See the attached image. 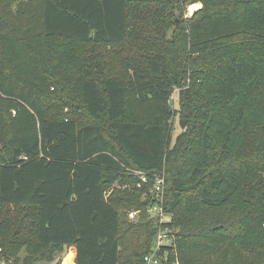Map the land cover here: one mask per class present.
<instances>
[{"label": "trees", "instance_id": "obj_1", "mask_svg": "<svg viewBox=\"0 0 264 264\" xmlns=\"http://www.w3.org/2000/svg\"><path fill=\"white\" fill-rule=\"evenodd\" d=\"M136 172L162 264H264V0H0L1 259L145 264Z\"/></svg>", "mask_w": 264, "mask_h": 264}, {"label": "built area", "instance_id": "obj_2", "mask_svg": "<svg viewBox=\"0 0 264 264\" xmlns=\"http://www.w3.org/2000/svg\"><path fill=\"white\" fill-rule=\"evenodd\" d=\"M139 176V182L136 187L143 189L147 186L152 179V187L149 189V193L152 196V204L148 206L147 213L150 219L155 220L157 231L152 245L151 251L145 256V264H162L163 261L169 257L168 247L172 246L173 235L168 232V226L172 221V215L165 210V187H166V175L165 172L149 175L144 172H136ZM113 188L105 193V199H107ZM140 214V211H128V217L131 221H135ZM1 254V250H0ZM0 264H6L0 256Z\"/></svg>", "mask_w": 264, "mask_h": 264}, {"label": "rangeland", "instance_id": "obj_3", "mask_svg": "<svg viewBox=\"0 0 264 264\" xmlns=\"http://www.w3.org/2000/svg\"><path fill=\"white\" fill-rule=\"evenodd\" d=\"M20 1V0H19ZM193 6V5H192ZM195 6H197V8H195L194 10H193V12H191L190 11V6H187V9H186V12H185V17L186 18H190V17H192V15L197 11V10H199L200 8H201V4H195ZM111 48V47H110ZM180 90L181 89H178V88H176L175 90H173L172 91V95H171V98H170V103H171V105H172V108H173V110L174 111H178L179 110V100H178V97H179V92H180ZM65 112H67V111H65ZM172 128H173V130H172V141L174 142L175 140H176V138L179 136V135H181L182 133H183V130L181 129V127L179 126V119H178V116H175L174 118H173V121H172ZM217 138V137H216ZM198 149H199V147L198 146H196L195 147V150H197L198 151ZM199 163V155H196V157L194 158V161H193V164H191V166L193 167V166H195V164H198ZM123 208V207H122ZM128 211H130V210H121V215H122V217L123 218H125V215L126 214H128ZM127 212V213H126ZM138 221V220H137ZM136 221V222H137ZM154 222H155V220H154ZM169 228V227H168ZM168 232L169 233H174L175 234V230L174 229H171V228H169V230H168ZM154 243V242H153ZM26 257V254H25V252H22L21 253V255H20V258H21V260H23L24 258ZM74 257H75V248L73 247L72 249L70 248L66 253H65V255L63 256V257H60L61 258V261H60V264H65V263H67V261H70V262H72L73 261V259H74ZM5 260V259H4ZM14 260L13 259H11L9 262L7 261L6 263L8 264H15L14 262H13ZM58 261H59V259H58ZM57 261H55V263H56ZM54 262H51V263H39V264H55Z\"/></svg>", "mask_w": 264, "mask_h": 264}, {"label": "bare ground", "instance_id": "obj_4", "mask_svg": "<svg viewBox=\"0 0 264 264\" xmlns=\"http://www.w3.org/2000/svg\"><path fill=\"white\" fill-rule=\"evenodd\" d=\"M195 8H197V6L193 5V6H190L189 9H190L191 12H193V10H194ZM65 264H68V263H65Z\"/></svg>", "mask_w": 264, "mask_h": 264}, {"label": "crops", "instance_id": "obj_5", "mask_svg": "<svg viewBox=\"0 0 264 264\" xmlns=\"http://www.w3.org/2000/svg\"><path fill=\"white\" fill-rule=\"evenodd\" d=\"M73 247H71V249H72ZM75 255H76V251H75ZM67 263L68 264H72V262H70V261H67Z\"/></svg>", "mask_w": 264, "mask_h": 264}, {"label": "water", "instance_id": "obj_6", "mask_svg": "<svg viewBox=\"0 0 264 264\" xmlns=\"http://www.w3.org/2000/svg\"><path fill=\"white\" fill-rule=\"evenodd\" d=\"M179 20V18H177V21Z\"/></svg>", "mask_w": 264, "mask_h": 264}]
</instances>
